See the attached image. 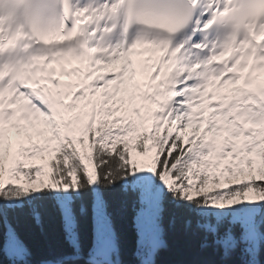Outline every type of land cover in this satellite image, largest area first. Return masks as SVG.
<instances>
[{
	"label": "snow or ice",
	"instance_id": "6c2138e0",
	"mask_svg": "<svg viewBox=\"0 0 264 264\" xmlns=\"http://www.w3.org/2000/svg\"><path fill=\"white\" fill-rule=\"evenodd\" d=\"M138 48L151 94L124 78ZM257 69L264 0H0V264H264ZM16 108L50 137L34 172L5 155Z\"/></svg>",
	"mask_w": 264,
	"mask_h": 264
},
{
	"label": "rangeland",
	"instance_id": "374dc122",
	"mask_svg": "<svg viewBox=\"0 0 264 264\" xmlns=\"http://www.w3.org/2000/svg\"><path fill=\"white\" fill-rule=\"evenodd\" d=\"M129 75L132 78L131 79L132 83H136V81L139 80L137 75L136 74L134 75L133 73H131L130 70H129V73L125 74L124 78L127 80L129 78ZM151 91H153V90L151 89ZM140 92H144V91H140ZM115 95H116L117 99H119V94H115ZM138 95H139V93H138ZM157 99H159V97H157ZM135 103H137V104L142 103L145 106V107H142L141 116H143L145 118V120L150 119V116H148L146 114L145 108L147 106L151 105V101L147 100V101L140 102L139 100H137ZM77 104L79 106L81 104V101H77ZM127 113L131 114V116H133V118L136 119L135 115L133 113H131V110H130V112H127ZM27 116L29 117V114H27ZM137 122H139V121L137 120ZM15 125H18V123H16ZM4 126L7 127L8 125L5 124ZM22 131H23L22 128L18 126L17 131L12 132L10 134V136H11V147L9 148L8 151L5 152V155L9 158L8 159V163H11L12 157L16 156L25 165H30V164H33L34 166L40 165L41 163H43L44 161L47 160L49 155H51V153L49 151L51 144L50 143L49 144L45 143L46 140L50 141V137L48 135V131L44 130L42 132H37V134H35V135L34 134L30 135L28 140L19 141V138H20V135L22 134ZM209 135H211V134H209ZM33 146H39L40 148L44 149L43 159L41 158V155L39 153H37L35 155L26 153L28 157H27V159H25L22 156V153L19 151L21 147L31 148ZM253 159L256 162H260L258 157L253 156ZM246 166L247 165H245V167ZM241 179H243V177H241ZM220 184L224 185V186H227L228 181H227L226 177H222L221 178ZM218 186H220V185H218Z\"/></svg>",
	"mask_w": 264,
	"mask_h": 264
},
{
	"label": "bare ground",
	"instance_id": "6f19581e",
	"mask_svg": "<svg viewBox=\"0 0 264 264\" xmlns=\"http://www.w3.org/2000/svg\"><path fill=\"white\" fill-rule=\"evenodd\" d=\"M135 55V54H134ZM133 55V56H134ZM151 55V54H150ZM150 55L148 52L144 51L139 55L140 60L142 61V66L147 68L152 67L153 63H155L154 57H152L153 55H151V59H150ZM145 58V59H144ZM73 66H79L76 64V62H73ZM153 70V69H152ZM151 70V71H152ZM59 71V69L57 70ZM148 71L145 70V72L143 73V75L141 76V81H145L146 79V73ZM65 81L68 80H73V77H66L63 78ZM76 82H78V79H76ZM13 119H15L18 123L19 126L22 127V134L20 135L19 141H26L28 140L29 136L32 134H37V132H42L45 129L41 124L37 123L35 120L32 122L28 119H25L23 115H15L13 117ZM36 124V127L34 128L32 125ZM4 127V144H5V152L9 150V145H11V136L10 134L12 132H15L17 130V127ZM48 131V130H47Z\"/></svg>",
	"mask_w": 264,
	"mask_h": 264
},
{
	"label": "trees",
	"instance_id": "16d2710c",
	"mask_svg": "<svg viewBox=\"0 0 264 264\" xmlns=\"http://www.w3.org/2000/svg\"><path fill=\"white\" fill-rule=\"evenodd\" d=\"M34 172V170H33ZM32 242L37 246L38 250H47V246H51L52 248H57L61 241L57 231L54 228H49L47 231V236H41L37 234L34 237H31ZM169 242L173 245L176 244V236L175 234L169 235ZM161 258L167 260L171 258L170 252H164L161 254Z\"/></svg>",
	"mask_w": 264,
	"mask_h": 264
}]
</instances>
